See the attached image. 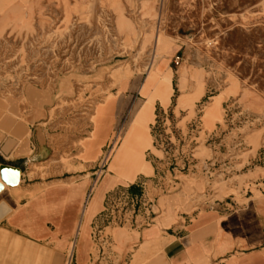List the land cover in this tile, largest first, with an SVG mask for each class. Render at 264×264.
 <instances>
[{
    "label": "rangeland",
    "instance_id": "374dc122",
    "mask_svg": "<svg viewBox=\"0 0 264 264\" xmlns=\"http://www.w3.org/2000/svg\"><path fill=\"white\" fill-rule=\"evenodd\" d=\"M156 33L166 46L149 83ZM166 78L162 108L173 110L177 130L186 132L202 111L191 143L199 162L188 174L203 178L209 202L239 191L251 163L264 167V0H0V134L9 119L29 133L43 128L44 111L51 129L52 157L32 165L31 178L77 170L69 164L104 97L117 95L126 104L119 131L143 95V81L147 89ZM107 112L96 110L93 136L110 126ZM90 247L96 260L99 246ZM115 250L103 246L105 256ZM141 260L139 252L132 264Z\"/></svg>",
    "mask_w": 264,
    "mask_h": 264
},
{
    "label": "crops",
    "instance_id": "0c3cea01",
    "mask_svg": "<svg viewBox=\"0 0 264 264\" xmlns=\"http://www.w3.org/2000/svg\"><path fill=\"white\" fill-rule=\"evenodd\" d=\"M164 80L169 81L155 79L147 89L141 84L143 95L138 94L139 103L119 131L126 104L113 94L96 103L90 131L69 164L77 170L65 175L30 177L31 166L46 163L53 153L46 111L38 122L44 127L30 133L10 119L2 123L0 165L19 169L20 175L13 187L0 179V205L6 210L0 219V264H65L70 246L73 264H132L139 252L140 264H264V167L252 163L242 174L241 189L213 202L207 200L199 174H179L176 190L157 199L152 224L138 231L118 228L108 246L116 249L114 253L105 256L99 249L96 260L90 253L93 222L105 193L153 173L150 125L157 107L169 98ZM97 109H107L111 123L93 136L91 119ZM26 137L27 143L19 142ZM15 142L19 143L13 148ZM109 145L106 168L95 181Z\"/></svg>",
    "mask_w": 264,
    "mask_h": 264
},
{
    "label": "built area",
    "instance_id": "2783aa9c",
    "mask_svg": "<svg viewBox=\"0 0 264 264\" xmlns=\"http://www.w3.org/2000/svg\"><path fill=\"white\" fill-rule=\"evenodd\" d=\"M197 117L193 124L181 132L177 130L176 122H173V110H164L158 107L150 125V136L152 140V153L150 159L153 161V173L148 177H141L129 186H116L105 193L102 209L93 222L92 239L103 250L104 245L110 244V236L104 235V231L111 228H129L140 230L152 224L155 217V205L160 196L168 195L176 190V174H188L198 165L199 160L193 156L197 143L191 145L200 131V116L202 112L197 109ZM180 131V132H178ZM179 148L178 157L171 160L170 148ZM184 143H186L184 145ZM191 147V148H189ZM185 148V149H184ZM111 146L105 148L99 166L95 170V181L102 176L107 156ZM160 153L161 157H157ZM173 157V155H172ZM189 157L192 159L189 160ZM172 161V162H171ZM164 169V170H160ZM133 188L135 190H133ZM71 256L65 264H71Z\"/></svg>",
    "mask_w": 264,
    "mask_h": 264
},
{
    "label": "bare ground",
    "instance_id": "6f19581e",
    "mask_svg": "<svg viewBox=\"0 0 264 264\" xmlns=\"http://www.w3.org/2000/svg\"><path fill=\"white\" fill-rule=\"evenodd\" d=\"M158 32V31H157ZM166 46V42L164 41L163 37L160 36L158 33L155 34L154 36V49H153V54H152V57L150 59V62L149 64H147L148 66L146 67V70H147V74L150 75V73L152 72H155V65H156V59L159 57V54L161 52V50ZM184 74H185V70L182 69L181 72H180V78H183L184 77ZM160 76V75H159ZM194 77L193 74H191V77ZM168 77V76H167ZM155 78V74H151L150 77L148 78V82L152 83L153 82V79ZM164 83L165 80L163 81ZM169 83V81L167 82ZM168 85V84H167ZM128 124V123H127ZM109 155V154H108ZM107 159H108V156H107ZM70 251H71V246L68 250V256L70 257Z\"/></svg>",
    "mask_w": 264,
    "mask_h": 264
},
{
    "label": "water",
    "instance_id": "95a60500",
    "mask_svg": "<svg viewBox=\"0 0 264 264\" xmlns=\"http://www.w3.org/2000/svg\"><path fill=\"white\" fill-rule=\"evenodd\" d=\"M19 169L7 166V165H0V179L1 181L9 186L13 187L16 186L19 182ZM2 190V185L0 184V191ZM6 213L3 205H0V219Z\"/></svg>",
    "mask_w": 264,
    "mask_h": 264
}]
</instances>
